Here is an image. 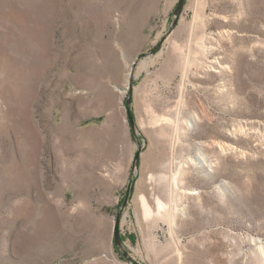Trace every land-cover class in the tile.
Wrapping results in <instances>:
<instances>
[{"label": "rangeland", "instance_id": "rangeland-1", "mask_svg": "<svg viewBox=\"0 0 264 264\" xmlns=\"http://www.w3.org/2000/svg\"><path fill=\"white\" fill-rule=\"evenodd\" d=\"M177 1L0 0V264H264V0Z\"/></svg>", "mask_w": 264, "mask_h": 264}, {"label": "water", "instance_id": "water-1", "mask_svg": "<svg viewBox=\"0 0 264 264\" xmlns=\"http://www.w3.org/2000/svg\"><path fill=\"white\" fill-rule=\"evenodd\" d=\"M185 4V0H178L177 1V4L172 12L173 14V20H172V23H171V27L169 29V31L164 35V37L157 43V45L149 52V55H154L156 52H158V50L160 49V47L162 46V43L164 42V40L166 39V37L172 32V30L177 26L178 24V20H179V17L182 13V10H183V6ZM146 54H141L140 56L137 57L136 61L133 63V67H132V73L136 67V64L137 62L145 57ZM131 100H132V79H130V84H129V88H128V96H127V99H126V109L128 111V120H129V124H130V128H131V131L133 133H135V123L133 121V118L131 116V114L129 113V110H130V104H131ZM139 151H137V153L135 154L134 156V161H133V164H132V168H136L137 165H138V162H139ZM130 187L131 185L128 186V189H127V196L123 202V205H122V208L121 210L119 211L117 217H116V221H115V227H114V241H113V244L114 246L117 248V249H121V244H122V241H121V238H120V232H119V224H120V217H121V212L123 210V208L126 206L127 204V201H128V198H129V191H130ZM123 257L126 258L129 262H131L132 264H138L137 262H135L132 258H130L128 256L127 253L123 252Z\"/></svg>", "mask_w": 264, "mask_h": 264}, {"label": "crops", "instance_id": "crops-1", "mask_svg": "<svg viewBox=\"0 0 264 264\" xmlns=\"http://www.w3.org/2000/svg\"><path fill=\"white\" fill-rule=\"evenodd\" d=\"M164 4L165 10H169L172 7V0H164Z\"/></svg>", "mask_w": 264, "mask_h": 264}, {"label": "trees", "instance_id": "trees-1", "mask_svg": "<svg viewBox=\"0 0 264 264\" xmlns=\"http://www.w3.org/2000/svg\"><path fill=\"white\" fill-rule=\"evenodd\" d=\"M129 113L131 114L130 110H129ZM132 116V115H131ZM119 250V249H118Z\"/></svg>", "mask_w": 264, "mask_h": 264}]
</instances>
